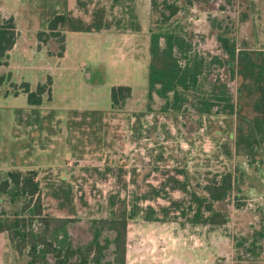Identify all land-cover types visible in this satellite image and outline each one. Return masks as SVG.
<instances>
[{"label": "rangeland", "instance_id": "1", "mask_svg": "<svg viewBox=\"0 0 264 264\" xmlns=\"http://www.w3.org/2000/svg\"><path fill=\"white\" fill-rule=\"evenodd\" d=\"M81 1L83 6L77 0H0V20L5 11H12L19 32L18 48L10 55L9 81L35 87L48 76L51 79V90L35 108L37 114L28 108L24 93L3 97L0 92V173L35 172L43 213L57 217L66 216L68 209H58L50 187L64 178L73 188L75 213L70 215L74 222L69 228L75 237H85L84 222L103 216L108 194L116 190L130 200L135 191L165 184L169 199L177 200L182 193L169 184L171 177L184 179L177 170L186 171L197 190L214 174L224 168L233 170L236 164H242L251 177L241 157L229 161L220 153L221 140L212 129L221 125V117H202L199 123L195 113L187 110L175 118L170 111L157 110L156 97L154 111L147 113L148 30L132 36L69 32L61 56L59 43L65 32L58 27L53 32L59 35L53 36L43 24L66 11L88 22L97 7L106 10L108 19L120 18L133 5L142 26L147 23L149 29L160 25L163 0H155L154 11L150 0H120L114 7L111 0ZM176 1L181 9L167 23L183 27L192 52L206 58L220 55L210 25L214 18L233 21L238 42L248 36L250 43L257 42L254 47L264 45V0H253L251 8L249 0H188L186 5ZM242 12L245 21H252L253 31L250 24L239 21ZM111 30H116L114 25ZM215 75L216 71L211 74ZM117 85L129 86L131 96L112 108L110 92ZM236 86L234 79L233 92ZM84 103L106 113L101 121L68 110ZM247 180L239 198L231 193L219 205L228 216L223 225H183V218L163 223L145 222L139 216L131 220L126 264H264V180L260 186L249 179L256 188L245 190ZM169 199L152 198L141 205L157 209L167 206ZM11 252L8 264H25L24 258L17 259Z\"/></svg>", "mask_w": 264, "mask_h": 264}, {"label": "trees", "instance_id": "2", "mask_svg": "<svg viewBox=\"0 0 264 264\" xmlns=\"http://www.w3.org/2000/svg\"><path fill=\"white\" fill-rule=\"evenodd\" d=\"M111 1L112 7L121 2ZM183 1L184 5L188 3V0ZM249 1L251 8L255 4L253 0ZM77 4L83 6L81 0H77ZM161 5L163 10L159 12L160 25L152 24L147 32V113L154 111L156 97L157 110L170 111L175 118L187 110L195 113L199 123L202 117L206 120L212 115L221 117V125L212 129L213 135L221 140L220 153L229 161L235 156L241 157L246 169L251 170L253 178L245 172L242 164H236L233 170L224 168L214 174L201 190L191 184L186 171L177 170V174L183 175L184 179H169L171 188L182 193V197L177 200L169 199L164 190L165 184L160 187L149 185L148 190L143 192L135 191L130 200H127V196L121 197L120 190H116L108 194L105 214L84 222L81 230L85 237H75L69 228V224L74 222L70 215L75 213L73 188L64 178L50 187L49 195L56 199L58 209H68L66 216L57 217L43 213L40 184L35 180V172L17 169L2 172L0 233L6 235L11 250L17 259L24 258L25 264H126L127 226L134 218L139 216L145 222L161 223L183 218V225H223L228 216L219 205L224 204L231 193H235L236 198L244 193V179H248L245 190L255 187L252 181L248 183L249 179L263 185L264 45L254 47L257 42L250 43L248 36L238 42L232 31L235 23L214 18L210 25L215 31L221 53L206 58L192 52L191 42L181 25L167 23L181 9L177 1L163 0ZM150 6L151 11H154L156 1L150 0ZM48 7L52 11L53 6ZM106 14L104 8L97 7L87 22L66 11L55 13L43 24L53 36L59 35L53 32L58 27L64 32L92 33L110 31L114 25L116 30H111L113 32H141L133 5H129L120 18L113 15V19H108ZM244 14L242 12L239 21L250 24L249 29L253 31L255 27L252 21H245ZM41 35V32L37 34L38 40ZM16 39L13 17L1 19L0 67L8 65V53ZM63 42L64 40L59 43V55L64 49ZM215 71L216 75L212 77L211 74ZM234 79L237 80L235 92L230 87V82ZM6 81H9V76L0 74V85ZM10 86L14 87L15 96L19 92L26 95L27 104L32 107L31 112L37 114L35 108L41 105L43 95L50 92L51 79L48 76L45 82L38 83L33 90H30L26 82L18 87L14 84ZM130 96L129 86H113L110 92L111 107L125 104ZM19 113L21 112L17 110L16 115ZM72 113L100 121L106 114L103 110ZM158 197L169 199V204L159 205L157 209L151 205H141L142 202ZM259 233L262 235V232Z\"/></svg>", "mask_w": 264, "mask_h": 264}, {"label": "crops", "instance_id": "3", "mask_svg": "<svg viewBox=\"0 0 264 264\" xmlns=\"http://www.w3.org/2000/svg\"><path fill=\"white\" fill-rule=\"evenodd\" d=\"M9 16H12L13 17V19H14V22H17L16 21V16H15V14L11 11V12H9V11H5V13H4V15H2V19L3 18H6V17H9ZM140 18V17H139ZM140 25H141V32L140 33H142V34H146V30H148V24L146 23V25H147V27L146 26H142V24H141V21H140ZM15 26H16V32H17V39H18V36H19V32H18V25L17 24H15ZM67 33H69V32H65V34H64V42H63V47H64V43H65V36H66V34ZM86 33H88V32H86ZM89 33H91V32H89ZM92 33H102V34H121V35H137V34H140V33H137V34H134V33H115V32H109V31H105V32H92ZM147 35V37H148V34H146ZM17 39H16V43H15V45L12 47V49L9 51V53H8V65L7 66H5V67H0V74H4V75H8L9 76V78H10V72H7V70H8V68H9V63H10V55H11V53L14 51V50H16L17 48H18V41H17ZM148 45V44H147ZM63 54H64V49H63V52H62V54H61V56H63ZM48 76V75H47ZM26 83H28L29 84V87H30V90H33L35 87H32V85H31V83L30 82H26ZM39 83H42V82H39ZM11 84H14V83H12V82H10V81H6V82H3L1 85H0V88H2L3 89V91H1L0 90V92H2V95L1 96H3V97H8V96H15L14 95V87H11L10 85ZM21 84V83H20ZM19 84V85H20ZM38 84V83H37ZM36 84V85H37ZM15 85V87H18L19 85H17V84H14ZM4 87V88H3ZM51 90V89H50ZM19 93H21V92H19ZM18 93V94H19ZM17 94V95H18ZM42 103H43V100H42ZM84 106V107H83ZM82 107H78V108H75V109H68V110H73V111H85V110H102V109H94V108H91L90 106L91 105H89V104H87V103H84V105H83ZM28 108H32V107H30L29 105H28ZM57 109V108H56ZM68 110H66V111H68ZM61 117L60 116H57L56 117V119H60ZM8 246H9V244H8V240H7V237H6V235L4 234V233H0V264H8V262H9V257L10 256H12V250L11 249H9L8 248ZM6 257V258H5ZM5 258V259H4Z\"/></svg>", "mask_w": 264, "mask_h": 264}]
</instances>
